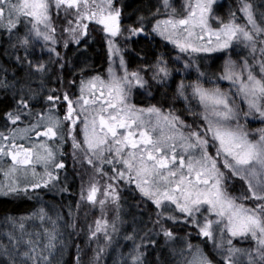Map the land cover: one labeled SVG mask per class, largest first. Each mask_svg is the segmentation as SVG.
I'll return each instance as SVG.
<instances>
[{
    "label": "snow or ice",
    "instance_id": "6c2138e0",
    "mask_svg": "<svg viewBox=\"0 0 264 264\" xmlns=\"http://www.w3.org/2000/svg\"><path fill=\"white\" fill-rule=\"evenodd\" d=\"M128 7L0 0V198L34 201L0 215V264H82L81 234L90 264L121 238L117 264H264V0ZM77 178L74 209L44 200Z\"/></svg>",
    "mask_w": 264,
    "mask_h": 264
},
{
    "label": "trees",
    "instance_id": "16d2710c",
    "mask_svg": "<svg viewBox=\"0 0 264 264\" xmlns=\"http://www.w3.org/2000/svg\"><path fill=\"white\" fill-rule=\"evenodd\" d=\"M156 0H126V3L129 5L127 11L132 12L134 9L139 7H146L150 3H155ZM174 5H177L176 7L179 8V2L177 0H173ZM227 4H233L234 0H226ZM239 15V14H238ZM134 18V17H133ZM243 23V21H239ZM92 37L94 38L95 42L90 40L89 48L87 50L86 56L90 57V59L87 61L89 64L92 65L93 68L97 70H102L104 67H106L105 64V57H104V48L102 45V42L100 41L99 34L97 32L91 33ZM139 39V38H137ZM157 40L159 38L157 37ZM75 45H72L68 50V56L70 58L75 59L74 56V49ZM141 47H146L145 41L143 39H139V43L132 44V48L136 51H139ZM75 55H78L75 54ZM148 55L151 56V50L148 51ZM85 60V57H80V61L83 62ZM219 63V62H218ZM136 61L133 60L130 64V67H135ZM91 71V69H89ZM70 78V77H69ZM178 79V78H177ZM51 87H57L55 82L52 83ZM6 107L5 104H0V114H2L3 108ZM68 164V172L69 175H73L72 170V163L71 159L69 158L67 161ZM78 190H79V178L75 180V182L71 186L72 195H69L68 193L64 194H58L55 192L52 193H41L44 200L48 201L50 204H54L57 207L63 205V212L67 213L68 208L67 205L69 203L73 204V209L75 205V201L79 199L78 196ZM34 201H17L15 203L7 202L4 198H0V215L3 214L4 210H11L14 213L17 214H23L30 210L33 206ZM85 213H87V216H85ZM98 212L95 211L91 206L85 205L82 206L79 213V224L81 227H85L86 224L91 223L97 216ZM85 237L83 234H81L79 239H75L76 244H80L82 248V264H90V261L93 257V251L85 244ZM71 244V242H70ZM128 244V242L124 241L122 238L119 240L120 246H115V251H112L111 249L106 252L104 257L101 259L100 264H117V261L120 259V253L126 252L128 249L127 247H124V245ZM96 247L95 244L92 245V248L94 249ZM76 255V248L74 246L70 247L64 255L65 261H74Z\"/></svg>",
    "mask_w": 264,
    "mask_h": 264
},
{
    "label": "rangeland",
    "instance_id": "374dc122",
    "mask_svg": "<svg viewBox=\"0 0 264 264\" xmlns=\"http://www.w3.org/2000/svg\"><path fill=\"white\" fill-rule=\"evenodd\" d=\"M179 3V5H180V3L182 2V0H177ZM175 6H177V5H175ZM131 68V67H130ZM221 87L222 88H224V89H227V87H228V83L227 82H223L222 84H221ZM95 211H97L98 212V214L100 215V213H99V211H98V209H95ZM98 215V216H99Z\"/></svg>",
    "mask_w": 264,
    "mask_h": 264
}]
</instances>
